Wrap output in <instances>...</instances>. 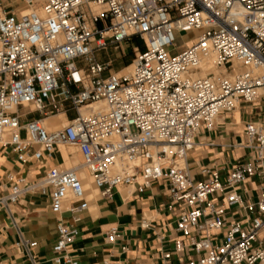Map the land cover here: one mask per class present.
Instances as JSON below:
<instances>
[{"label":"built area","instance_id":"2783aa9c","mask_svg":"<svg viewBox=\"0 0 264 264\" xmlns=\"http://www.w3.org/2000/svg\"><path fill=\"white\" fill-rule=\"evenodd\" d=\"M22 1L28 11L0 0V146L20 163L45 165L60 145H78L104 199L165 181L171 203L182 206L174 252L192 256L179 264H264V124H245L237 147L248 160L225 177L214 169L199 181L188 163L221 113L264 102V0ZM176 32L199 34L173 55ZM135 39L144 49L132 47L131 73L99 58ZM211 55L215 72L204 70ZM99 103L106 108L93 107ZM61 113L67 124L50 131L43 120ZM64 163L62 156L35 179L9 174L0 182V211L12 213L28 194L47 196L57 214L53 262L78 264L70 247L90 201L81 168ZM118 237L116 229L107 235ZM16 246L29 253L37 242L21 236Z\"/></svg>","mask_w":264,"mask_h":264},{"label":"crops","instance_id":"0c3cea01","mask_svg":"<svg viewBox=\"0 0 264 264\" xmlns=\"http://www.w3.org/2000/svg\"><path fill=\"white\" fill-rule=\"evenodd\" d=\"M6 4L21 8L23 1L6 0ZM24 9L27 8L21 10ZM123 68L113 67V70ZM249 121L264 124V102L242 104L235 112L221 113L212 131H202L198 147L188 157L190 171L197 180L206 181L214 169L225 177L239 162L248 160L247 151L237 145L245 140V124ZM62 156L64 162H82L81 155H74L72 149L65 155L58 148L56 153L46 155L47 165L23 164L9 148L0 146V182L6 183L9 174L35 179L47 167L61 163ZM81 176L86 185L83 172ZM248 186L255 188L256 182L250 180ZM87 194L90 207L81 213V221L76 224L80 234L70 247L78 264H179L180 257L183 261L192 257L174 252L173 241L180 237L176 220L182 206L171 203L165 181H154L142 194L134 193V188H120L113 199H96L99 191L92 184ZM11 210L12 213L0 211V264H30L29 253L39 264H55L57 214L51 210L49 198L38 193L28 194ZM63 217L67 224L74 223L69 213H64ZM112 229L119 234L115 242L107 238ZM21 236L36 241L37 246L29 253L17 247ZM166 252L173 253L170 261L163 260Z\"/></svg>","mask_w":264,"mask_h":264},{"label":"rangeland","instance_id":"374dc122","mask_svg":"<svg viewBox=\"0 0 264 264\" xmlns=\"http://www.w3.org/2000/svg\"><path fill=\"white\" fill-rule=\"evenodd\" d=\"M22 8H27V6L25 4L21 5V9ZM199 33L198 32H176L175 36V43H176V48L175 51L173 52V55L176 53H179L181 51H183L189 44L190 41L196 37ZM133 46H139V50H142V48L144 47V45L142 44V42L138 39L133 40L132 42H129L127 44H123L121 49H110L108 51H103L99 54V58L102 61H109V60H114V64L113 67L114 68H118V67H126L128 65H130L132 63V60L134 59V51H132V47ZM36 117L40 116V114L36 113L34 114ZM70 117L75 116V112L74 111H70L69 112ZM67 124V123H66ZM61 126H63L61 124ZM60 125L58 126V128H62ZM23 136H24V132H23ZM75 147V154L77 156L80 157V148L78 145L74 144ZM68 149H73L72 147H68ZM81 158V157H80ZM78 163L77 162H72V161H65L64 167L70 168L71 166H76ZM92 184L91 179L88 177H86V190L89 189L90 185ZM239 190H241L240 187H238ZM101 198L100 196H97L96 199ZM261 237H264V232L261 234Z\"/></svg>","mask_w":264,"mask_h":264},{"label":"bare ground","instance_id":"6f19581e","mask_svg":"<svg viewBox=\"0 0 264 264\" xmlns=\"http://www.w3.org/2000/svg\"><path fill=\"white\" fill-rule=\"evenodd\" d=\"M22 11H28V8L27 9H24ZM190 44H191V42H190ZM133 68H134V65L131 63L130 65H128L125 68H123L122 70H120V74L131 73L132 70H133ZM204 70H211V71H214V72L216 71V69H215V56L214 55L209 56V58L205 61ZM93 107L94 108H103V109L106 108L104 103L95 104ZM53 116L54 117H48V118H46V119L43 120V123L45 124V126L50 131L59 129L58 126L59 125L61 126V124L63 125L61 127H64L66 125V123L68 122V119H67L66 115L63 114V113L62 114H59L57 116L56 115H53ZM67 147H69V148L72 147L73 148L72 149V152H73L74 155H76L75 154V151L76 150H75L74 144H62L58 148H60L62 150V152L65 155H67V153H68ZM76 153H77V151H76ZM70 168H81L80 174H81V172H83V176L87 177V175H88L87 170L84 169V168H82V162L79 163V164H77L76 166H72ZM88 177H89V175H88Z\"/></svg>","mask_w":264,"mask_h":264},{"label":"trees","instance_id":"16d2710c","mask_svg":"<svg viewBox=\"0 0 264 264\" xmlns=\"http://www.w3.org/2000/svg\"><path fill=\"white\" fill-rule=\"evenodd\" d=\"M142 49H144V47Z\"/></svg>","mask_w":264,"mask_h":264}]
</instances>
